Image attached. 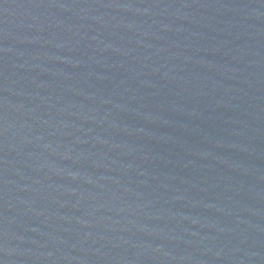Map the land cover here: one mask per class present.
<instances>
[{
    "label": "water",
    "instance_id": "95a60500",
    "mask_svg": "<svg viewBox=\"0 0 264 264\" xmlns=\"http://www.w3.org/2000/svg\"><path fill=\"white\" fill-rule=\"evenodd\" d=\"M0 264H225L0 120Z\"/></svg>",
    "mask_w": 264,
    "mask_h": 264
}]
</instances>
